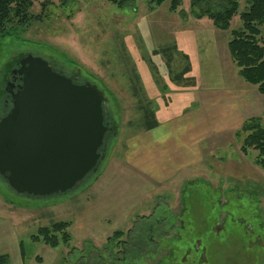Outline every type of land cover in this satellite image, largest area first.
Returning <instances> with one entry per match:
<instances>
[{
	"label": "rangeland",
	"instance_id": "374dc122",
	"mask_svg": "<svg viewBox=\"0 0 264 264\" xmlns=\"http://www.w3.org/2000/svg\"><path fill=\"white\" fill-rule=\"evenodd\" d=\"M41 1H47L44 8ZM169 2L150 9L149 0H127L121 8L111 0H40L30 8L38 18L13 20L9 34L0 35V117L10 103L2 89L8 65L31 54L95 84L116 125L105 137L97 171L66 193L20 194L0 176V254L6 264L86 263L115 230L127 234L158 220L163 223L146 229L154 233L156 259L169 254L174 264H264V169L256 149L242 148L249 132L240 126L203 139L202 160L183 169L171 165L177 173L172 178L159 181L135 166L133 137L151 124L155 109H161L159 118L171 119L195 107L177 93L185 80L174 76L184 67L198 69L201 84L215 79L252 94L257 106L242 120L256 118L264 127V95L238 75L228 52L239 16L219 30L208 18H183L190 0H181L176 12ZM238 2V12L249 5ZM260 29L264 35V24ZM57 221L70 223L67 244L50 247L32 239L39 227ZM161 229L167 234L158 238Z\"/></svg>",
	"mask_w": 264,
	"mask_h": 264
},
{
	"label": "water",
	"instance_id": "95a60500",
	"mask_svg": "<svg viewBox=\"0 0 264 264\" xmlns=\"http://www.w3.org/2000/svg\"><path fill=\"white\" fill-rule=\"evenodd\" d=\"M20 84L0 117V176L17 193L63 194L104 158V94L39 56L18 60Z\"/></svg>",
	"mask_w": 264,
	"mask_h": 264
},
{
	"label": "trees",
	"instance_id": "16d2710c",
	"mask_svg": "<svg viewBox=\"0 0 264 264\" xmlns=\"http://www.w3.org/2000/svg\"><path fill=\"white\" fill-rule=\"evenodd\" d=\"M35 1L40 0H0V35L9 34L8 24L13 20L18 24H26L30 19L38 18L37 15L34 16L30 13V8ZM111 1L120 8L127 2V0ZM163 1L149 0L150 9L160 5ZM46 3L47 1H41V7L44 8ZM248 3L249 5L244 11L238 12V0H190L188 14L180 13L183 18L188 15L197 20L208 18L212 25L219 30H228L231 20L238 15L241 26L230 31L231 38L227 43L228 52L238 68V75L245 82L255 85L257 91L264 95V35L261 34L260 29L264 24V0H248ZM180 4L181 0H170L169 10L176 12ZM189 70L190 68L184 67L180 73L175 74L174 78L177 77L181 82L184 80V74ZM152 111V108L149 109L150 116L153 114ZM107 114L109 113L105 111V118ZM256 123V118H250L245 120L239 128L242 132H249L244 138L242 148L256 149L259 164L264 169V127L262 128ZM110 125L113 130H116V125ZM157 222L163 223L161 220ZM156 223H141L135 226L133 232L129 231L127 234H124L122 230H115L106 238L101 249H97L94 255L87 257L89 263L78 264H174L169 254L168 256L162 255L157 259L155 257L158 249L157 244L153 242L154 233H150V231L156 227ZM68 226H70L69 221H57L50 226L39 227L37 233L31 237L34 241L41 240L50 247H56L60 242L67 244L70 240ZM147 228L152 230L147 231ZM164 232L166 230L161 229L158 238L163 236ZM166 234L167 232L164 236ZM7 261V256L0 254V264H6Z\"/></svg>",
	"mask_w": 264,
	"mask_h": 264
},
{
	"label": "crops",
	"instance_id": "0c3cea01",
	"mask_svg": "<svg viewBox=\"0 0 264 264\" xmlns=\"http://www.w3.org/2000/svg\"><path fill=\"white\" fill-rule=\"evenodd\" d=\"M195 49L199 53L202 51L201 46ZM197 71L198 69L194 72L190 68L184 74L185 86L177 92H182L180 95L183 104L187 101L188 104L194 103V109L189 113L185 111L180 115L173 114L171 119L159 118L158 112L161 109H155L157 115L155 113L154 121L136 132L132 143L130 142L135 153L134 159L139 160L135 166L159 181L177 174L172 171L171 165L183 169L200 162L203 139L228 130L236 132L243 122L241 115L257 106L252 94L246 95L233 88H224L223 85L215 84V79L208 84L199 83ZM198 77L200 81L202 77ZM131 163L134 164V160Z\"/></svg>",
	"mask_w": 264,
	"mask_h": 264
},
{
	"label": "flooded vegetation",
	"instance_id": "af4514ba",
	"mask_svg": "<svg viewBox=\"0 0 264 264\" xmlns=\"http://www.w3.org/2000/svg\"><path fill=\"white\" fill-rule=\"evenodd\" d=\"M24 56V55H22ZM21 56L17 57L11 64L8 65V70L7 73L4 76V81H3V92L4 95L6 96V98H8V100L11 103V93L15 92L18 85L20 84V75L17 74V69L19 67V63L18 60ZM47 61L49 62V64H51L56 70L61 71L69 76H75L77 77V75L75 73H70L67 72L66 70L60 68L59 66H57L55 64V62L52 59H47ZM10 103L7 104V108L10 106ZM107 116H109V114H107ZM110 117V116H109ZM106 123L109 125V120L107 119V117L105 118ZM110 128H112L111 125H109Z\"/></svg>",
	"mask_w": 264,
	"mask_h": 264
}]
</instances>
